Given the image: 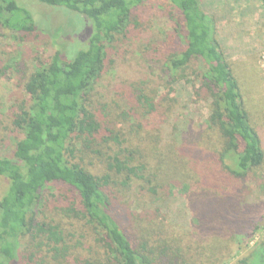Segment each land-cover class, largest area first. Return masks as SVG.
Masks as SVG:
<instances>
[{
    "label": "trees",
    "instance_id": "1",
    "mask_svg": "<svg viewBox=\"0 0 264 264\" xmlns=\"http://www.w3.org/2000/svg\"><path fill=\"white\" fill-rule=\"evenodd\" d=\"M146 1L38 0L39 7L77 20L80 32L63 38L59 28L48 33L39 29L33 12L18 0H0L1 29L55 40L52 55L41 63L37 59V66L25 74L23 100L14 106L10 123L11 155H0V180L5 183L0 193V264H162L145 245L135 250L116 220L117 212L124 218L125 211L109 197V175L97 177L85 167L87 153L89 161L97 158L107 172L152 185L154 177L145 181L147 166L136 161L135 151L128 146L132 134L137 137L135 133L142 130L132 120L151 111L152 100L143 91L134 97L127 90L113 89L109 97L96 88L108 84L114 67L108 46L116 36H126L135 25L134 12ZM166 1L173 12L174 39L180 43L167 57L164 73L176 82L179 72L198 61L199 89L209 115L193 141L186 136L188 129L177 130L167 120L157 123L156 129L162 134V146H166L162 140L174 141L178 155L193 162L195 174L185 179L183 196L192 232L208 231L212 236L214 231L236 232L228 239L234 248L236 237L247 235L254 221L250 211H243L241 203L223 193L216 182L242 180L263 164L261 136L250 124L239 84L214 39L213 21L204 15L199 1ZM117 84L131 87L126 82ZM95 89L108 99L99 105L101 110L90 108ZM124 101L137 104L134 108L140 114L117 115L124 122L121 130L101 123L106 118L102 111L115 115ZM207 132L221 140L219 152L200 147ZM150 156L163 158L154 147ZM184 166L181 161L180 168ZM48 200L58 205L63 220L40 218L46 205L41 202ZM222 242L218 246L226 257L228 246ZM208 249L213 251L214 245ZM184 262L182 258L180 264ZM168 263L172 264L171 258ZM237 264H264V243L256 244Z\"/></svg>",
    "mask_w": 264,
    "mask_h": 264
},
{
    "label": "rangeland",
    "instance_id": "2",
    "mask_svg": "<svg viewBox=\"0 0 264 264\" xmlns=\"http://www.w3.org/2000/svg\"><path fill=\"white\" fill-rule=\"evenodd\" d=\"M18 1L33 12L35 22L42 31L48 33L59 28L63 38L80 32V26L72 15L61 11L52 13L39 7L38 0ZM198 1L204 15L213 21L214 39L239 84L244 109L250 124L261 136L264 151V0ZM172 15L166 0H148L135 11L132 18L135 25L129 27L125 37L116 36L108 46L109 60L114 61L111 65L114 67H110L113 70L107 77L108 84L96 87L98 91L108 93L109 97L115 93L113 89H118V92L124 89L132 92L134 97L143 91L152 100L153 109L145 110L141 118L138 116L139 120H132L131 123L142 126V130L138 133L131 131L137 137L132 134L128 145L135 151L136 161H143L147 166L145 181L150 180L147 177H154L152 185L144 181H127L124 174L107 172L97 158L89 161L91 154L87 153L85 167L97 177L109 175V197L115 206L125 211L124 218L117 212L116 220L135 250L145 245L147 250H153L155 259L162 264H169L170 258L172 264H180L182 258L184 264H237L256 244L264 243V161L242 180L230 178L222 183L216 182L223 193L241 203L243 211H250L254 221L247 235L240 233L236 237L234 248L229 245L228 239L236 232L223 231L219 234L214 231V236L208 231L192 232L193 224L183 196L185 179L194 173L191 170L193 162L178 155L179 147L174 141L162 140L166 145L162 146L159 139L162 134L156 129V124L167 120L176 124L177 130L188 129L186 136L193 141L198 130L205 127L209 111L199 89L201 71L198 61H192L186 70L179 72L175 76L178 78L176 82L164 73L167 57L180 43L178 38L174 39ZM54 42L45 35H17L0 28L1 156L11 155L13 134L10 133V123L14 106L23 100L21 87L25 74L37 66V59L41 63L52 55ZM117 61L120 62L118 66ZM120 81L130 83L131 87L118 85ZM93 94L90 108L101 110L99 105L107 103L108 99L100 97L96 89ZM135 105L124 101L117 107L115 115L108 113L107 109L102 111L106 118H101V123L121 130L124 122L117 115L122 112L139 115ZM220 143L216 133L207 132L200 147L219 152ZM153 147L163 158L150 156ZM181 161L185 165L183 168H180ZM176 177H181V180ZM4 186L5 183L0 180V193ZM150 187L154 189L150 191ZM41 203L42 207L46 204L41 210L43 214L39 215L42 220H63L54 201ZM64 222L74 224L73 221ZM222 241L228 246L226 257L218 246L224 243ZM210 245H214L213 251L208 249ZM164 248H167L164 250L166 256L162 254Z\"/></svg>",
    "mask_w": 264,
    "mask_h": 264
},
{
    "label": "crops",
    "instance_id": "3",
    "mask_svg": "<svg viewBox=\"0 0 264 264\" xmlns=\"http://www.w3.org/2000/svg\"><path fill=\"white\" fill-rule=\"evenodd\" d=\"M256 1V0H255ZM256 9V5L254 6V10Z\"/></svg>",
    "mask_w": 264,
    "mask_h": 264
}]
</instances>
